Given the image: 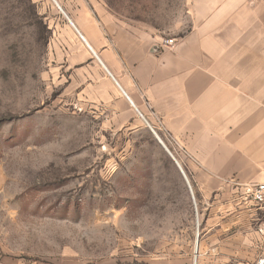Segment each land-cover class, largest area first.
<instances>
[{"label":"rangeland","instance_id":"rangeland-1","mask_svg":"<svg viewBox=\"0 0 264 264\" xmlns=\"http://www.w3.org/2000/svg\"><path fill=\"white\" fill-rule=\"evenodd\" d=\"M107 2L176 46L191 26L187 0ZM60 4L0 0V264H147L179 225L148 213L146 193L177 175L200 190V163L158 117L137 113L146 128L128 134L72 103L59 35L80 34Z\"/></svg>","mask_w":264,"mask_h":264},{"label":"crops","instance_id":"crops-1","mask_svg":"<svg viewBox=\"0 0 264 264\" xmlns=\"http://www.w3.org/2000/svg\"><path fill=\"white\" fill-rule=\"evenodd\" d=\"M57 1L80 34L59 35L72 103L128 134L146 128L137 113L158 117L200 163V190L177 175L146 193L148 213L179 225L147 264H257L264 207L232 185L264 182V0H187L174 49L107 0Z\"/></svg>","mask_w":264,"mask_h":264},{"label":"built area","instance_id":"built-area-1","mask_svg":"<svg viewBox=\"0 0 264 264\" xmlns=\"http://www.w3.org/2000/svg\"><path fill=\"white\" fill-rule=\"evenodd\" d=\"M163 44L169 48H175L176 46V40L175 38H166L163 39ZM149 127L151 128V130L155 133V135H157V137L159 138V135L157 134L155 128L149 124ZM160 140V139H159ZM161 141V140H160ZM163 144L164 142L161 141ZM165 146V144H164ZM166 147V146H165ZM170 154L172 155V153L170 152ZM173 156V155H172ZM177 161V160H176ZM178 163V161H177ZM248 192L250 193V197L260 206V207H264V182H260L257 184H254L253 186H250L248 188ZM257 264H264V258L260 259L259 262Z\"/></svg>","mask_w":264,"mask_h":264},{"label":"bare ground","instance_id":"bare-ground-1","mask_svg":"<svg viewBox=\"0 0 264 264\" xmlns=\"http://www.w3.org/2000/svg\"><path fill=\"white\" fill-rule=\"evenodd\" d=\"M158 134V133H157Z\"/></svg>","mask_w":264,"mask_h":264}]
</instances>
